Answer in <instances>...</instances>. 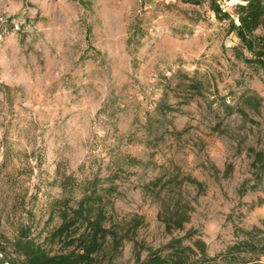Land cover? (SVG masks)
Returning <instances> with one entry per match:
<instances>
[{
  "label": "rangeland",
  "instance_id": "374dc122",
  "mask_svg": "<svg viewBox=\"0 0 264 264\" xmlns=\"http://www.w3.org/2000/svg\"><path fill=\"white\" fill-rule=\"evenodd\" d=\"M216 1L0 0V264L72 250L57 201L92 182L104 229L57 264H264V74Z\"/></svg>",
  "mask_w": 264,
  "mask_h": 264
},
{
  "label": "trees",
  "instance_id": "16d2710c",
  "mask_svg": "<svg viewBox=\"0 0 264 264\" xmlns=\"http://www.w3.org/2000/svg\"><path fill=\"white\" fill-rule=\"evenodd\" d=\"M192 4H199L202 0H183ZM209 7L215 15L221 14L220 4L216 0H209ZM230 32H233L238 39L240 47L249 54L244 58L246 62L261 69L264 74V32L256 34L255 31L264 25V4L263 0H239L235 5V19L229 18ZM94 178V177H93ZM92 178V179H93ZM95 182L83 191L82 196L76 202L75 207L69 206L68 200L57 201L59 207L58 216L59 225L52 231L51 236L62 239L74 248L65 254L67 258H72L73 262L77 259L85 258L94 250L93 240L104 229L100 222L89 218V214L96 202V189L93 187ZM84 225L86 231L72 236L74 229ZM18 248H22L25 261L28 264H57V261L64 260L63 256L48 255L41 245L26 236H18L16 239ZM91 245V246H90ZM188 246V245H187ZM180 249H173L172 254L163 258L156 253H150L142 262L138 264H185L184 257L187 250H192L189 246ZM75 249V250H74ZM70 262L71 264L73 262ZM212 264H222L213 262Z\"/></svg>",
  "mask_w": 264,
  "mask_h": 264
}]
</instances>
